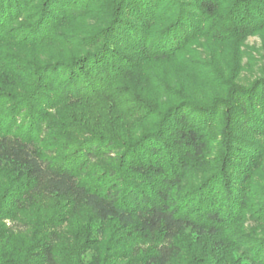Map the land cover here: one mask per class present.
<instances>
[{"label":"trees","instance_id":"obj_1","mask_svg":"<svg viewBox=\"0 0 264 264\" xmlns=\"http://www.w3.org/2000/svg\"><path fill=\"white\" fill-rule=\"evenodd\" d=\"M250 35L264 0H0V264H105L81 218L132 264H264V74L194 49Z\"/></svg>","mask_w":264,"mask_h":264},{"label":"rangeland","instance_id":"obj_2","mask_svg":"<svg viewBox=\"0 0 264 264\" xmlns=\"http://www.w3.org/2000/svg\"><path fill=\"white\" fill-rule=\"evenodd\" d=\"M199 43V45H195L194 49L199 53V58L202 59V61H200L201 64L216 63L218 65L219 59L225 58L230 65L233 66L231 58L237 52L242 53L241 64L243 67L238 73L236 79H234L235 82L248 84V81L255 76L264 74V58L262 57L261 49L262 40L258 35L248 36L242 45H238L234 42H217L211 38L200 39ZM226 76L230 77V74L227 73ZM209 93L211 95L213 94L212 91L207 89L203 95L205 96ZM203 100L205 101L206 98ZM221 115H219V121H221ZM224 127L225 125L217 124L215 132L223 130ZM254 172H257V177L254 178L253 184L261 190V188L264 187V168L258 166L255 168ZM83 223L86 225L87 229L90 227L92 228L91 230H88L86 237L87 244H91L94 248L101 246L102 244H107L106 251H104V258L106 260L105 264H132L129 257L130 249L141 243L148 244V239L146 240L142 235L132 233L128 227L124 228L115 220L108 221L101 225L98 220L93 219V222L91 223L88 222L86 218H81V220L79 219V222L72 224L69 228L75 230ZM87 224L89 226H87ZM247 225L253 226L254 223L249 221L247 222ZM99 226H102V235H98L97 228ZM255 228L259 231L262 230L264 228V222L257 224ZM91 239H94V242H92ZM94 253H96V251L93 252V255ZM33 260L36 259L34 258Z\"/></svg>","mask_w":264,"mask_h":264}]
</instances>
